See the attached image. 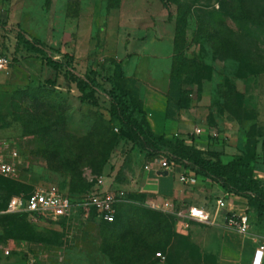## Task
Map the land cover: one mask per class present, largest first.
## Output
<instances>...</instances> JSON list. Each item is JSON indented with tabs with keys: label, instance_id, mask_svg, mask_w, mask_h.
<instances>
[{
	"label": "rangeland",
	"instance_id": "374dc122",
	"mask_svg": "<svg viewBox=\"0 0 264 264\" xmlns=\"http://www.w3.org/2000/svg\"><path fill=\"white\" fill-rule=\"evenodd\" d=\"M0 54L11 60L0 72V148L16 152L9 156L14 174L0 175V240L19 247L0 255V264H112L105 228L128 220L132 208L153 210L154 199L127 192L108 223L93 218L36 226L2 215L12 197L45 185L79 201L89 178L111 177L117 162V180L132 179L126 171L134 149L118 142L106 98L98 96L96 107L80 102L67 69L53 70L49 58L107 89L106 80L120 68L124 79L116 83L140 100L155 135L192 142L223 162L254 151L249 165L263 182L256 171L264 164L258 145L264 137V0H0ZM48 80L54 85L47 86ZM40 96L63 108L61 117L55 115L56 128L42 130L48 120L30 103ZM206 181L200 177L194 185L213 218L219 194L202 193L212 183ZM220 196L248 217L247 236L226 228L221 215L203 224L167 214L171 227L161 240L166 249L152 262L252 264L257 249L264 251V210L246 197ZM172 204L175 212L187 209Z\"/></svg>",
	"mask_w": 264,
	"mask_h": 264
},
{
	"label": "trees",
	"instance_id": "16d2710c",
	"mask_svg": "<svg viewBox=\"0 0 264 264\" xmlns=\"http://www.w3.org/2000/svg\"><path fill=\"white\" fill-rule=\"evenodd\" d=\"M69 60L72 61L73 58L70 57ZM47 64L57 72L63 68L67 69L65 77L76 85L80 93L78 98L80 102L96 107L98 106V96L106 98L109 103L108 114L111 122L118 126L115 128L118 142L129 144L132 149L146 154L148 159L165 153L168 160L173 164L184 167L197 177L211 181L229 195L249 198L259 209L264 210V181L254 178L253 168L249 165L256 156L254 151L249 152L242 160L224 163L219 154H212L207 157L203 150L194 145H187L183 140L177 138L172 140L155 135L140 100L121 84L116 83L115 80L124 79L120 68L114 70L113 79L106 80V83L109 84V89H107L96 78L75 76L73 71L68 70L70 64H64L52 58L48 59ZM46 85L53 86L54 84L48 80ZM48 95L53 96L52 92ZM47 97H34L30 102L35 112L44 114L43 116L48 120L45 125L46 128L42 130L56 128L54 126L56 125L54 124L55 115L62 116L60 108H63L53 104V97ZM50 102L51 105L45 108V105ZM44 103L46 104L44 105ZM87 186L88 190L90 184L88 183ZM121 203L117 205L116 211H118ZM130 211L132 217L128 220L119 225L113 224L105 228L103 243L106 245V253L110 255L112 264L120 262L124 264H154L152 257L155 253L166 249V245L162 246L161 240L168 236L167 231L171 227L169 220L172 218L166 213L163 214L146 208H132ZM2 215L19 217L27 221V218L22 215ZM103 222L101 221V223ZM156 240H160L159 243ZM0 242L4 243L1 240ZM127 244L132 245L130 249H127L129 247L126 246Z\"/></svg>",
	"mask_w": 264,
	"mask_h": 264
},
{
	"label": "built area",
	"instance_id": "2783aa9c",
	"mask_svg": "<svg viewBox=\"0 0 264 264\" xmlns=\"http://www.w3.org/2000/svg\"><path fill=\"white\" fill-rule=\"evenodd\" d=\"M11 65V60L7 55L0 54V72L5 71ZM9 153V154H8ZM16 156L12 151H0V175L10 176L14 174V168L11 164L10 157ZM174 164L167 159L159 156L151 159L145 165V170L149 171L156 167H161L166 171L170 170ZM182 181L187 182L185 178ZM112 176H94L89 178L90 187L86 194L79 200L74 201L69 196L63 194L55 185H45L38 187L29 197L19 196L12 197L6 209L2 214L22 215L32 225L45 226L59 223L61 221L74 222L75 220L88 221L95 218L98 221L112 222L116 217V207L124 199L125 192L122 190H113L111 182ZM150 207L153 210L177 215L190 221L208 224L214 222L212 215L203 208L189 207L186 211L175 212L171 201H151ZM225 202L223 199L216 201V215L224 212ZM224 226L229 230L241 235L247 236L249 233V220L245 214H237L234 210L224 212ZM19 247L15 242H0V255L10 256ZM257 250L252 264H256L258 253ZM160 255V254H158ZM263 256L261 255L258 264H262Z\"/></svg>",
	"mask_w": 264,
	"mask_h": 264
},
{
	"label": "crops",
	"instance_id": "0c3cea01",
	"mask_svg": "<svg viewBox=\"0 0 264 264\" xmlns=\"http://www.w3.org/2000/svg\"><path fill=\"white\" fill-rule=\"evenodd\" d=\"M262 109H263L262 117H263V126H264V102H263ZM181 124H182V121L180 119L179 125L181 126ZM178 132L175 133L177 137H180L181 139L185 138L180 135L181 132L179 133ZM187 145H193V143L190 142ZM258 145H263V150H264V137H263L262 142H260V144ZM9 148H10L9 146L1 147L0 151L6 150V149L9 150ZM198 149L204 150V147H199ZM135 150L136 149H134L133 153L130 154L132 161H129V168H128V171H126L128 174L131 175L132 179H130L127 182L125 181L124 184L120 183L117 180L119 171L121 170L120 166L117 165L118 162L113 164L114 170L111 169L108 172V174H112V181L110 183L112 185L113 190H122L125 193L127 192L141 193L143 195H146L148 198L154 199L153 201H157V202H161L164 200L171 201V202L178 204L180 207H183V208L186 207L187 209L189 207H198V208L205 209L204 207V203L206 202V200L204 199L205 196L201 197L200 194L195 190V189H198L195 185L200 179V177L193 175L191 172L186 170L184 167L180 165H175V164L168 171L156 170V167H154L153 169L151 168V170L149 171H146L144 167L148 162L151 161V159H148L146 154L141 153L139 151H135ZM12 152H15V151L13 150ZM224 163H228V162H224ZM256 174H259L261 177L259 179L264 181V164L258 165V170L256 171ZM181 178H186L187 182L182 181ZM206 182H209V181L207 180ZM185 183H189V184H185ZM211 185L209 186V188H201L200 191L202 193L209 192L212 194L213 192L215 194L216 193L219 194V197L217 196L218 198L216 199V201L219 198H222L220 196L221 194L222 196L226 195V197L236 198L233 195H229L225 193L218 185L213 184V183H211ZM229 202L230 201L228 200V204ZM232 202H230L229 205L225 202L224 212L233 210ZM224 212L218 213L217 215L215 214L213 216V219L216 221L218 217L221 215L223 217L222 224H224ZM257 250H260V249H257ZM261 255L263 256V259H264V251L263 252L260 251L258 253L256 264L259 263V259Z\"/></svg>",
	"mask_w": 264,
	"mask_h": 264
}]
</instances>
